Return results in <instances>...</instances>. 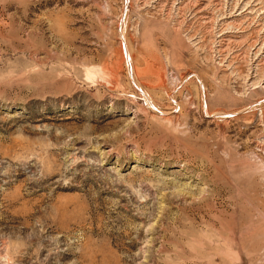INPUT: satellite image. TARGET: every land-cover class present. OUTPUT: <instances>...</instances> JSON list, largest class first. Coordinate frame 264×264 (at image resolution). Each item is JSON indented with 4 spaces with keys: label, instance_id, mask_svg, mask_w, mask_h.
<instances>
[{
    "label": "rangeland",
    "instance_id": "1",
    "mask_svg": "<svg viewBox=\"0 0 264 264\" xmlns=\"http://www.w3.org/2000/svg\"><path fill=\"white\" fill-rule=\"evenodd\" d=\"M0 264H264V0H0Z\"/></svg>",
    "mask_w": 264,
    "mask_h": 264
}]
</instances>
